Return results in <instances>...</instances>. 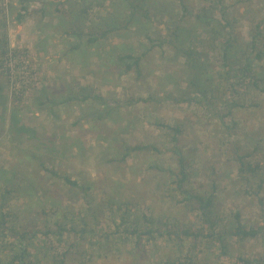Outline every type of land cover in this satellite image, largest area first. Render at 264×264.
I'll return each mask as SVG.
<instances>
[{
  "label": "rangeland",
  "instance_id": "1",
  "mask_svg": "<svg viewBox=\"0 0 264 264\" xmlns=\"http://www.w3.org/2000/svg\"><path fill=\"white\" fill-rule=\"evenodd\" d=\"M8 1L12 14L8 15L5 28L0 13V37L7 33L13 49H28L27 63L36 70L37 84L34 86L38 87L23 88L25 91L20 93L23 96L19 95L22 100L16 105L13 88L17 84L15 79L21 77L22 67H18L15 59L8 63L11 75H14L10 84L6 72L0 69V192L5 188L16 189L9 204L20 224L41 222L38 215L41 208H58L59 205L71 206L78 218L91 215L99 203L104 205L110 199H123L134 204L133 210L139 215L142 212L148 215L174 213L178 218L189 220L191 213L180 211L176 206L179 197L173 191L169 194L165 187L170 181L168 176L157 168L152 169L156 165L167 166L170 163L168 153H134L116 166L107 161L109 156L118 153L122 140L159 143L162 132L157 122L182 125V145L196 170L191 179L199 191L202 189L198 183L203 182L204 175L208 172L211 176L212 167L217 168V205L224 218L239 211L247 223L264 220V189L257 195L258 182L254 181L253 185H248L250 194L245 193L246 185L239 181L235 165L239 154L253 152L250 159H259L264 166V81L261 80L257 87L250 84L245 90L241 89L238 100L241 105L234 109L232 118L226 120L228 128L222 126L216 109L205 107L204 100L190 86L195 72L190 70L183 56L169 45L161 47L157 40L161 32L170 38L171 30L167 29L173 25L170 17L173 15L175 22L182 11L176 0H137L150 10L155 21L142 14L131 21L127 18V5L123 0H118L117 6L112 0H60L61 6L56 0L54 5L48 6L47 11H50L45 12L44 22H49L52 27L49 33L53 36L45 45L46 53L35 45L42 14L39 7L46 4V0L27 2L30 12L22 24L17 23V14L25 1L0 0V5ZM84 2L90 4L89 9L92 8L91 18L83 10ZM186 4L191 13L182 22L185 33L181 43L200 47L201 38H208L209 33L206 27L198 25V13L201 12L204 22L224 20L220 12L211 14L214 6L208 0H186ZM226 5L227 18H237L235 32L243 40L250 39L253 25L264 23V0H227ZM56 6L68 10L66 14L72 22V35L69 26L63 24V17L61 24L53 25L59 21L53 19ZM202 8L209 9L207 18L204 16L206 10ZM75 26H78L77 32ZM114 27L117 29L111 31L106 41H101L102 46L92 47L88 45L87 37L76 36L80 31L93 34ZM147 36L153 37L155 42L149 41ZM209 42L212 40H206L205 52L211 50ZM74 44L80 48L70 50ZM125 53H144L141 77L135 72H127L118 60V56ZM212 55L214 61L218 60L216 50ZM210 62V59L206 60V63ZM206 63H201L203 78L207 75ZM258 66L264 69V61ZM258 70L259 77L264 80V70ZM95 93L105 96L113 108L108 116L105 105L93 104V98L83 99L87 94ZM47 94L55 101L48 102L45 99ZM189 98L192 101L185 102ZM14 107L18 109L20 124L52 139L49 148L62 147L68 140H75L77 148L72 145L74 155L65 157L64 161L70 166L67 170L73 178L95 184L90 202L40 168L31 152L40 153L44 160H49L50 154L44 146L36 151L9 131ZM80 144L82 147L78 148ZM67 148L71 145L67 144ZM106 215L101 227L109 230V238H99L93 241L95 245L88 244L83 257L77 263L69 264H178L186 258L185 252L174 256L176 252L172 254L169 250L173 249L172 245L158 237L156 240L146 237L145 248L136 249L134 240L128 239L119 224L120 219L115 223L108 213ZM234 244L227 257L217 249L216 255L210 251L203 254L199 264H236L235 258L239 254L250 259H264L263 240ZM34 253L44 257L46 252L37 245ZM173 259L178 261L173 262Z\"/></svg>",
  "mask_w": 264,
  "mask_h": 264
},
{
  "label": "trees",
  "instance_id": "2",
  "mask_svg": "<svg viewBox=\"0 0 264 264\" xmlns=\"http://www.w3.org/2000/svg\"><path fill=\"white\" fill-rule=\"evenodd\" d=\"M22 1L25 2L17 14V23L20 24L25 22L28 17L27 14L30 12L27 5L30 0ZM55 1L46 0L45 2L48 5L43 3V6L39 7L42 13L41 19L38 21V35L40 38L38 37L39 39H37L35 45L42 46L38 48L42 53H46L45 45L53 37L49 33V31H52V27H49V22H44L46 19L45 12L49 5L52 6L56 3ZM59 1L57 3L63 6ZM112 1L117 6L118 0ZM123 1L127 5V18L131 21L139 14L144 15L148 19L152 18L150 10L145 9L137 0ZM176 1L182 10L181 14L175 22H173V15H171L170 23L173 25L167 28L171 30L170 38L163 32L159 33L157 38L159 45L161 47L169 45L183 56L186 63L190 66V70L195 72L192 73L190 86L201 97L200 99L204 100L206 103L205 107H209L211 110L216 109L221 125L227 127L226 120L231 119L234 109L241 105L238 103L241 89L245 90L250 84L257 87L261 80L262 82L264 81L259 77L260 72L258 70V68L264 70L263 66H258L259 63L261 64L264 61V23L258 22L253 25L250 39L243 40L235 32L237 18L232 20L227 18V0H208L214 6L211 8V14L216 15L217 12H220L224 21L217 20L215 23L204 22V19L201 18V12L198 13L196 18L199 21L197 23L199 26L208 29L209 36L208 38H201L200 47L191 44L184 46L181 43V37L185 33V26L182 25V22H184L185 17L190 16L191 11L186 4V0ZM9 3L8 1V3L0 5L2 7L0 8V13L3 14L2 25L5 28L8 23V15L12 14ZM84 4H86L83 7L84 12L89 14L88 18H91L92 8L89 9V3L84 2ZM202 9L206 10L204 16L207 18L209 9ZM67 11V9L56 6L52 14L53 19L58 18L59 21L53 25L61 24L62 20L60 19L63 17V24L69 26L68 31L72 35L73 26L71 20L67 19ZM153 20L155 21V19ZM74 29L77 32L78 26H75ZM116 29L117 27L107 28L93 34H84V32L80 31L76 36L87 37V43L92 47L95 45L100 46V44L102 46L103 42L101 41H106L111 31ZM146 38L153 43L155 42L151 36ZM206 40H212V42H209L211 50L208 52L204 50ZM79 48L78 44H74L70 50ZM215 50L218 54V60L215 59V61L220 63L219 66L216 63L213 64L215 61L212 59L214 57L212 52ZM27 56V48L24 50L13 49L8 34L3 33L0 37V69L8 75L9 84L12 82L14 75H11V68L8 63L15 59L18 62V67H22L21 77H19V80L15 79L17 84L13 88L16 93H13L16 105L18 100H22L19 95L23 96V94H20L25 91L23 88H38L34 86V84H37L35 78L36 70L33 65L27 63ZM207 59L211 60L210 64L206 63ZM118 60L124 64L127 72H135L137 77L142 76L144 53L141 55L133 53L121 54L118 56ZM203 61L206 63L207 74L204 78L202 77V72H200ZM1 89L2 86L0 85ZM45 99L48 102L55 101V98L50 94H47ZM83 99H92L93 104L105 105V110L107 111L105 114L107 116L113 109L109 105L107 98L102 94H87ZM187 101H192V99L185 100V102ZM198 101L200 102V100ZM243 106L245 105L243 104ZM99 117H96V119ZM10 122L9 131L20 137L28 147H33L36 151H39L44 146L47 154H50L49 160H44L40 153L31 152L34 160L38 161L40 168L51 175L53 179L62 182L69 189L77 191L85 201L90 202L92 189L95 188V184L88 180L82 181L80 178H73V175L67 170L70 166L64 161L65 157L74 155L72 145L76 147L75 140H68L62 147L49 148L52 139L38 134L25 124H20L18 109L15 107L12 109ZM157 126L162 132V139L159 143H134L122 140L118 153L114 156H109L107 161L116 166L124 163L134 153L147 151L158 154L168 153L170 163L165 167L152 166V169L157 168L156 170L164 172L168 176L170 181L165 187H167L169 194L173 191L179 197V199H176V206L180 208V211L191 213L192 216L189 220L185 221L183 218H178L177 214L174 213L148 215L142 212L139 215L133 210L134 204L123 199L118 201L110 199L108 203L104 202V205L99 203V206L94 209V213L91 215L86 214L78 218V213H73L71 206L59 205L58 208H41L38 212L41 222H21L20 224L18 216L15 215L9 204L13 191H16V189L5 188L0 192V264H69L74 261L77 263L83 257L88 244L95 245L93 241L99 238L107 239L111 235L108 229L101 227V223L107 217V213L115 223L118 218L120 219L119 224L123 226V231L128 239L134 240L133 245L136 249L145 248L143 242L146 237L153 240L158 237L165 239L172 245L173 249L169 250L172 254L176 252L174 256L185 252L186 258L183 261L172 260L173 262L178 261V264H199V258L203 254L210 251V253L216 255L217 249H220L221 255L227 257L232 247H234V243L241 244L252 240L264 241V220L247 223L243 220V215L239 211L228 218H224L220 214L217 205L219 191L217 182L219 176L216 167H212L211 176L207 172L204 175L203 182L198 183V187L202 191H199L193 185L191 178L196 170L182 145L184 135L182 125L179 123L157 122ZM111 141L114 142L113 140ZM67 144L71 145V148L68 149ZM81 147V144L78 145V148ZM252 153L239 154L235 158V165L239 181L244 182L246 185L245 193L250 194L248 185H253V182L256 181L258 182L256 192L258 195L264 189V166H262V162L259 159H253V161L250 159L253 157ZM90 209L92 210V208ZM131 241L129 242L130 244L132 243ZM37 245L46 252L44 257H39L34 253ZM162 256L164 258V255ZM168 257L170 256L168 255ZM235 259L236 264H261L264 261L261 258H247L243 254H239Z\"/></svg>",
  "mask_w": 264,
  "mask_h": 264
},
{
  "label": "crops",
  "instance_id": "3",
  "mask_svg": "<svg viewBox=\"0 0 264 264\" xmlns=\"http://www.w3.org/2000/svg\"><path fill=\"white\" fill-rule=\"evenodd\" d=\"M37 36L39 37V35H38V34H37ZM42 37H43V35H42ZM39 38H40V37H39ZM39 38H38V39H39ZM39 46H40V45H39ZM41 47H42V46H40V48H41Z\"/></svg>",
  "mask_w": 264,
  "mask_h": 264
}]
</instances>
